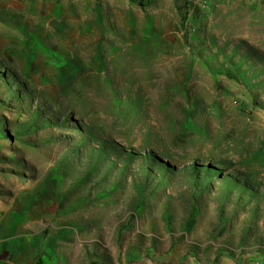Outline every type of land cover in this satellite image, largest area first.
Segmentation results:
<instances>
[{
	"label": "rangeland",
	"instance_id": "rangeland-1",
	"mask_svg": "<svg viewBox=\"0 0 264 264\" xmlns=\"http://www.w3.org/2000/svg\"><path fill=\"white\" fill-rule=\"evenodd\" d=\"M0 241L264 264V0H0Z\"/></svg>",
	"mask_w": 264,
	"mask_h": 264
},
{
	"label": "bare ground",
	"instance_id": "bare-ground-1",
	"mask_svg": "<svg viewBox=\"0 0 264 264\" xmlns=\"http://www.w3.org/2000/svg\"><path fill=\"white\" fill-rule=\"evenodd\" d=\"M11 239H13L12 242H13L14 246H16V244H17V236L14 235V236H12Z\"/></svg>",
	"mask_w": 264,
	"mask_h": 264
},
{
	"label": "crops",
	"instance_id": "crops-1",
	"mask_svg": "<svg viewBox=\"0 0 264 264\" xmlns=\"http://www.w3.org/2000/svg\"><path fill=\"white\" fill-rule=\"evenodd\" d=\"M1 248H2V242L0 241V250H1ZM0 260H1V261H4V257H0ZM0 264H4V262H2V263H0Z\"/></svg>",
	"mask_w": 264,
	"mask_h": 264
}]
</instances>
